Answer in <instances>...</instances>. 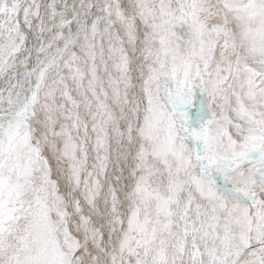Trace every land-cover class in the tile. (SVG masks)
Wrapping results in <instances>:
<instances>
[{
  "label": "snow or ice",
  "instance_id": "obj_1",
  "mask_svg": "<svg viewBox=\"0 0 264 264\" xmlns=\"http://www.w3.org/2000/svg\"><path fill=\"white\" fill-rule=\"evenodd\" d=\"M0 264H264V0H0Z\"/></svg>",
  "mask_w": 264,
  "mask_h": 264
}]
</instances>
